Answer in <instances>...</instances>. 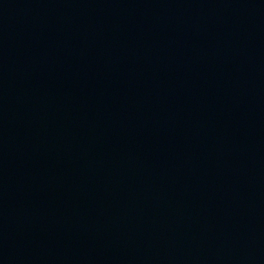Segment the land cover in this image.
I'll return each mask as SVG.
<instances>
[{"label": "water", "instance_id": "obj_1", "mask_svg": "<svg viewBox=\"0 0 264 264\" xmlns=\"http://www.w3.org/2000/svg\"><path fill=\"white\" fill-rule=\"evenodd\" d=\"M0 264H263L200 0H0Z\"/></svg>", "mask_w": 264, "mask_h": 264}]
</instances>
